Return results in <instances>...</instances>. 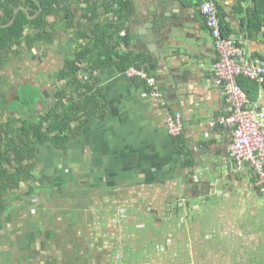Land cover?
Segmentation results:
<instances>
[{"label": "crops", "instance_id": "1", "mask_svg": "<svg viewBox=\"0 0 264 264\" xmlns=\"http://www.w3.org/2000/svg\"><path fill=\"white\" fill-rule=\"evenodd\" d=\"M128 1L136 12L109 41L120 57L93 79L80 74L97 89L96 109L73 125L65 149L37 145L25 195L0 213V264H264V197L251 165L230 155L233 129L218 123L229 105L212 74L217 54L199 10L206 0ZM213 2L227 38L264 62L249 1ZM74 34L60 30L53 45L36 44L0 69L3 104L31 84L41 89L36 113L47 110L66 86L55 73L74 56ZM27 56L37 64L22 66ZM50 56L60 64L45 79ZM127 57L157 77L167 107L125 74ZM13 64L23 81L7 77ZM256 104L264 112V84ZM168 111L182 114L179 137Z\"/></svg>", "mask_w": 264, "mask_h": 264}, {"label": "trees", "instance_id": "2", "mask_svg": "<svg viewBox=\"0 0 264 264\" xmlns=\"http://www.w3.org/2000/svg\"><path fill=\"white\" fill-rule=\"evenodd\" d=\"M36 1L42 7L39 15L28 19L20 10L10 27L0 29V69L17 60L22 51L30 54L36 44L53 45L60 30L74 31L76 51L55 73L56 79L64 80L66 86L55 90L50 104L44 102L49 106L44 112L36 113L41 89L35 85L18 87L15 100L7 105L0 99V213L25 195L22 189L39 165L37 145L51 143L57 149H65L72 137L73 125L96 109L97 89L88 80H82L80 74L93 79L95 70L107 67L119 55L109 41L114 43L116 32L136 12L128 0ZM242 1H249L246 10L251 35L262 33L264 41V0ZM19 7L25 8L30 17L40 10L34 0H0V26L7 25ZM101 14H110L112 20L100 23ZM221 33L225 38L229 35L222 25ZM127 59L126 69L144 66L140 58ZM238 81L249 99L256 102L259 86L264 83L243 76ZM2 95L0 92V98ZM190 164V161L185 163Z\"/></svg>", "mask_w": 264, "mask_h": 264}, {"label": "built area", "instance_id": "3", "mask_svg": "<svg viewBox=\"0 0 264 264\" xmlns=\"http://www.w3.org/2000/svg\"><path fill=\"white\" fill-rule=\"evenodd\" d=\"M199 10L211 32L217 54L212 74L215 82L222 86L229 105V114L218 123L233 129L230 155L238 165L245 161L251 165L259 192L264 197V112L258 109L256 102L249 99L238 81V78L243 76L263 84L264 62L253 58L242 42L222 36L219 10L213 0L203 2ZM125 74L131 78L145 80L149 87V95L167 107L157 77L147 68L132 66L126 69ZM167 126L171 136H180L184 131L181 112L168 111Z\"/></svg>", "mask_w": 264, "mask_h": 264}, {"label": "rangeland", "instance_id": "4", "mask_svg": "<svg viewBox=\"0 0 264 264\" xmlns=\"http://www.w3.org/2000/svg\"><path fill=\"white\" fill-rule=\"evenodd\" d=\"M41 52H42V54H43V52L46 53V51H41ZM37 54H39V53H37ZM49 58H51V56ZM49 58L45 60V65H44V67H45L44 70L46 71L45 75H47L45 77V79H52V75L51 76H48V73L51 74L52 73L51 71H54L55 69H58L59 68V64H60L57 61H55L54 59H52L53 57L51 58L52 62H50L49 61ZM20 59H17V61L18 60L21 61ZM35 62H36V59L34 57H28L27 56L26 59L24 60V62H22V66L29 64V67H31V66H34L35 65ZM17 63L19 64V62H16V64ZM18 64H17V66H18ZM36 64H37V62H36ZM48 65H50V66L48 67ZM5 72H8L7 73V77L8 78L18 79V81H23V79H24V78H22V77L19 76L20 69L17 68L15 64H13V67L11 66L8 70H5ZM4 76H6V74ZM42 79H44V78H42Z\"/></svg>", "mask_w": 264, "mask_h": 264}, {"label": "water", "instance_id": "5", "mask_svg": "<svg viewBox=\"0 0 264 264\" xmlns=\"http://www.w3.org/2000/svg\"><path fill=\"white\" fill-rule=\"evenodd\" d=\"M34 2H35L36 5L39 6V8H40L39 13H37L36 15L30 17L29 14H28V12H27V10H26L25 8H23V7H19L18 9L15 10V14H14L13 19H12L7 25L0 26V29H2V28H6V27H10V26L14 23L15 18H16V15L18 14V12H19L20 10L23 11V12L26 14V16H27L28 19H33V18H35L37 15H39V14L42 12V7H41V5H40L39 3H37L36 0H34Z\"/></svg>", "mask_w": 264, "mask_h": 264}]
</instances>
